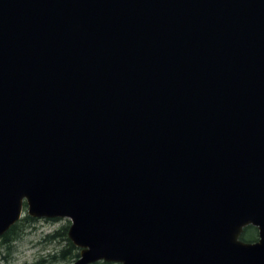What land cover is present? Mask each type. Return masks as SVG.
<instances>
[{"label": "water", "instance_id": "1", "mask_svg": "<svg viewBox=\"0 0 264 264\" xmlns=\"http://www.w3.org/2000/svg\"><path fill=\"white\" fill-rule=\"evenodd\" d=\"M24 214L74 264H264V0H0V236Z\"/></svg>", "mask_w": 264, "mask_h": 264}, {"label": "rangeland", "instance_id": "2", "mask_svg": "<svg viewBox=\"0 0 264 264\" xmlns=\"http://www.w3.org/2000/svg\"><path fill=\"white\" fill-rule=\"evenodd\" d=\"M69 224L70 220L67 218H33V220L24 221L20 227L22 231L18 238L13 242L11 241L9 245H0V264H74L79 256L68 255L67 259H61V250L68 245L64 239L58 237L51 243L46 239L48 234L54 233L63 226H69ZM76 248L79 254V248ZM54 254H57L58 259L56 258L53 261L43 260ZM97 263L99 262L94 264Z\"/></svg>", "mask_w": 264, "mask_h": 264}, {"label": "trees", "instance_id": "3", "mask_svg": "<svg viewBox=\"0 0 264 264\" xmlns=\"http://www.w3.org/2000/svg\"><path fill=\"white\" fill-rule=\"evenodd\" d=\"M33 220V218L29 217L28 215H24L21 217V219L15 223L6 233H4L0 238V245L8 244L12 241H14L21 233L20 227L23 225L24 221H30ZM67 228L68 226H63L61 229L55 231L54 233H50L47 235L46 239L51 243L54 239H57L60 237L61 239H64L67 242V246H65L61 250V259H67L68 255H72L73 257H78L79 254L76 251L77 248L70 242V240L67 237ZM241 239L244 241H254L257 239V230L252 226H247L244 228ZM75 250V251H74ZM57 254L51 255L48 259L44 258L43 260H56ZM58 259V258H57ZM97 264H108V262H99Z\"/></svg>", "mask_w": 264, "mask_h": 264}, {"label": "bare ground", "instance_id": "4", "mask_svg": "<svg viewBox=\"0 0 264 264\" xmlns=\"http://www.w3.org/2000/svg\"><path fill=\"white\" fill-rule=\"evenodd\" d=\"M24 205H25V204H24ZM21 217H22V216H21ZM20 219H21V218H20ZM20 219H19V220H20ZM16 223H17V222H16ZM13 225H14V224H13ZM13 225H12V226H13ZM12 226H11V227H12ZM11 227H10V228H11ZM10 228H9V229H10ZM9 229H8V230H9ZM6 232H7V231H6ZM6 232H5V233H6ZM0 238H1V236H0Z\"/></svg>", "mask_w": 264, "mask_h": 264}]
</instances>
